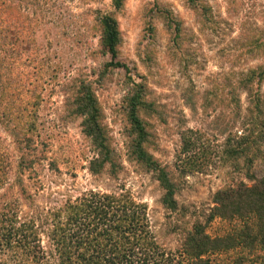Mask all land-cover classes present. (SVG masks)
Returning a JSON list of instances; mask_svg holds the SVG:
<instances>
[{
    "label": "rangeland",
    "instance_id": "obj_1",
    "mask_svg": "<svg viewBox=\"0 0 264 264\" xmlns=\"http://www.w3.org/2000/svg\"><path fill=\"white\" fill-rule=\"evenodd\" d=\"M194 2L210 16L209 24L201 25L188 0H123L115 12L121 38L118 59L131 74L138 73L135 80L145 83L146 98L157 112L144 116L152 135L147 150L175 184L176 208L170 212L161 205L162 190L152 174L126 159L120 110L127 90L124 70L114 69L95 90L115 154L113 174L106 167L90 173L89 139L80 119L65 106L71 79L79 73L92 78L103 60L96 53L92 17L96 9L111 11L109 0H0V170L5 178L0 192L5 191L18 217L35 219L41 247L48 242V223L40 224L44 216L91 190L125 192L145 205L154 240L173 252L190 226L204 221L217 188L251 182L244 175L243 157L235 162L224 153L252 128L251 93L263 108L257 121L264 122V79L253 82L250 93L241 87L249 69L264 67V0ZM174 21L179 35L172 39ZM9 108L22 127L32 126L28 156L36 161L19 176L23 191L11 186L19 155L1 125ZM181 133L190 138L182 154ZM263 171L261 159H254L250 172L259 177ZM227 229L213 219L206 232L212 236ZM218 255L208 256L210 264L229 262V254ZM51 258L46 260L52 264Z\"/></svg>",
    "mask_w": 264,
    "mask_h": 264
},
{
    "label": "trees",
    "instance_id": "obj_2",
    "mask_svg": "<svg viewBox=\"0 0 264 264\" xmlns=\"http://www.w3.org/2000/svg\"><path fill=\"white\" fill-rule=\"evenodd\" d=\"M194 1L188 0L191 8L201 16V25L209 24L210 16H206L205 10ZM109 2L111 11L96 9L92 17V26L98 32L96 53L103 60L98 70L92 72V78L91 74L79 73L71 79L65 106L70 116L80 119V129L89 139L93 150L87 166L90 173H100L106 167L113 174L115 154L102 122L103 113L95 90L102 78L109 76L114 69L122 68L127 88L120 102L126 159L152 174L162 190L161 205L172 212L176 208L173 199L175 184L166 168L147 150L152 135L144 116L157 112L146 98L145 83L135 80L138 73L131 74L128 66L118 59L121 38L115 12L121 9L123 0ZM172 25L175 34L171 36L175 39L179 35L176 34L179 23L174 21ZM263 79L264 67L251 68L241 81V87L250 93L252 83L257 85ZM1 85L0 76V102ZM251 95L255 98L252 128L246 136L227 146L224 153L227 159L235 162L243 157L244 175L251 182L246 184L239 180L217 188L211 195V206L204 221L190 226L175 251H166L154 240L145 218V205L135 202L125 192L115 194L91 190L81 192L73 200L66 199L47 217L44 216L40 224L48 223V242L46 247H41L35 219L18 217L12 210V202L5 200L3 191L0 192V264H51L46 258L53 255L52 264H210L209 255L219 257L218 254L223 253L229 254L230 258L229 262L221 264H264V171L259 177L250 172L256 158L261 159L264 166V122L257 121L263 117V108L257 94ZM9 112L10 108L3 111L5 120L1 125L10 133L19 155L11 186L17 185L21 189L19 176L36 161L28 156L33 144L32 126L29 123L22 127L19 117L13 118ZM9 116L14 122H8ZM180 140L182 154L189 149L190 138L181 133ZM2 179L5 180L4 173L0 170V182ZM213 219L224 222L228 229L219 235H209L206 228ZM46 248L49 252L45 251Z\"/></svg>",
    "mask_w": 264,
    "mask_h": 264
}]
</instances>
